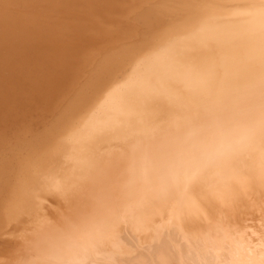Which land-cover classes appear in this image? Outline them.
Masks as SVG:
<instances>
[{
	"label": "bare ground",
	"instance_id": "obj_1",
	"mask_svg": "<svg viewBox=\"0 0 264 264\" xmlns=\"http://www.w3.org/2000/svg\"><path fill=\"white\" fill-rule=\"evenodd\" d=\"M250 1L218 10L219 1L207 0L210 8L181 16L166 13L161 0H0V264H48L44 255L56 254L47 246L50 213L78 221L81 237L82 226L103 220V197L115 216L93 239L109 264H128L123 256L137 252L123 233L151 237L161 222L186 223L185 245L234 235V246L214 251L209 264H222L223 253L227 263L237 258L235 246L245 251L248 225L224 215L236 208L241 218L254 203L259 218L264 206V0ZM216 72L211 92H195ZM125 143L133 151L109 161ZM191 159L227 171L207 187L180 190L176 178L168 187ZM192 165L191 172L200 166ZM152 238L147 249L181 245L166 233ZM66 245L73 254L56 245L64 254L57 264H107ZM259 246L244 252L250 264H259Z\"/></svg>",
	"mask_w": 264,
	"mask_h": 264
},
{
	"label": "rangeland",
	"instance_id": "obj_2",
	"mask_svg": "<svg viewBox=\"0 0 264 264\" xmlns=\"http://www.w3.org/2000/svg\"><path fill=\"white\" fill-rule=\"evenodd\" d=\"M189 1V2H188ZM192 2L190 3V0H161L162 4L164 5L165 9H166V13H170V15H172L173 13H176L179 15H183L184 14V9H186V14L189 13V11H193L194 12H201L202 7H206V8H210L211 5L207 4V0H191ZM209 1V0H208ZM211 1V0H210ZM216 2L219 1V3L221 5H218L219 8L218 10L222 9L225 10L228 6L224 5L226 2H230V1H239V0H215ZM243 1V0H241ZM249 2L247 4H249V6H253V3L248 0ZM194 3V4H193ZM218 3V2H217ZM251 4V5H250ZM255 5V4H254ZM185 7V8H184ZM192 8V9H191ZM198 8V9H196ZM148 12H150L151 16H153L154 18L156 17V15L158 14L157 9L154 7L152 8H148ZM164 15H166L165 13H163ZM160 14V15H163ZM174 15V14H173ZM167 17L172 18L171 16L167 15ZM167 17H164V19L168 20ZM128 43L130 42V40L127 41ZM101 46H102V42H100ZM107 45V44H106ZM108 46V45H107ZM220 73L216 72L214 73L212 76L211 74H209V76H207L196 88L195 92L201 93L202 89H205V92H211L209 90V87L211 86H216L217 82H218V78H220ZM212 84V85H211ZM204 92V93H205ZM207 102H204L203 100H200L201 102H197L195 101L192 105L193 108L198 107L199 105L202 104V102L204 103H209L208 99H204ZM201 103V104H200ZM260 106L264 107V103L261 104ZM192 107V106H191ZM193 108H191V110H193ZM259 111V110H258ZM254 115H252L253 117ZM253 120L258 121V115L257 117L253 118ZM252 137H249L247 140L251 139ZM246 142V141H245ZM139 140L137 139V144L135 145V147L137 148L139 145ZM121 150V151H120ZM133 151V148L129 145V144H124L121 147L117 149H113L111 151H109V155H108V160L109 161H113L114 159V155H117V153L121 152H130ZM141 151V149L138 150L137 153H139ZM107 153V152H106ZM188 163H192L196 166H199L195 171L191 172V170L193 169V165L190 164L188 166L184 165V168L187 171H182L180 172V174H170V179H168L167 185L169 187V184H172L176 179H181V183H180V190H185V189H191L192 182L196 183L197 187H207V181L208 179H210L213 177V175H216V171L218 170H225V172L227 171L226 169V164L221 163L219 161H214V160H209L203 164L196 162L195 159L193 161V159L187 161ZM229 164V163H228ZM140 165V164H139ZM227 166H232L227 165ZM225 172L219 173V174H223ZM81 181V180H80ZM80 183V184H79ZM78 183V186L82 187L84 182L81 181ZM82 184V185H81ZM162 195L159 198H161ZM164 198H161L159 201L161 202V205L165 202L163 200ZM110 199L108 197H103L102 199V204H99V207H105L106 208V213L105 216L103 218V220L101 221H96L93 222L92 225L90 226H82L81 228L84 230L83 231V235L81 237H78L77 235L81 234L79 233V229L80 227L78 226V221H74V219L72 217H70L69 215L64 216V214L62 212H59L56 215H53V213H50V215L47 217L49 224L47 225V229L49 231V233L47 234V246L50 243L55 244V251L56 254H48V255H44V261L48 262V264H55L56 262L60 261V259L64 258V254L61 255L58 253V249L56 248V245H60V247L62 248V250H66V253L68 254H73V253H69L71 251V248H69L66 244H68L69 246L73 247L74 249L78 250V252H80V254H82V256H95L98 258L99 262H104L109 264L110 262L106 259V257L100 253L102 249H104L105 246H102L101 244H99L98 242H96V238L100 235L98 234L100 232V230H98L100 228V226L104 223V219H107L109 217L115 216L113 212H111L109 210V208H111V204H110ZM103 201H107V202H103ZM260 204H264V200L260 203ZM160 205V207H161ZM262 206V208H261ZM260 208V217L258 218L257 215H255V206L254 203H249L247 205V208L245 210V214L240 218L238 216V210L235 208L234 210H226L228 215H224V216H228L229 218H231L233 220V222L230 225H248L247 227L244 226L242 229V231L244 232V236L242 235V241L240 240L241 246L243 247L242 249H245L244 252H246V249L250 251V249H257L255 247H258L259 244H262L261 246H259L260 249H263L262 251H258L259 254L258 258L263 256L264 258V206L261 205ZM65 209H77V211L79 210V208H74L70 205H65L64 206ZM183 210H185L187 212L186 208H183ZM76 213H74L75 215ZM125 217L129 218L134 216V214L132 212H125ZM73 215V214H72ZM201 218H206L209 217L208 215L204 214V213H200ZM70 217V218H69ZM220 219V218H219ZM261 219V220H260ZM225 219L222 217V219H220V222L218 220V223L220 224L222 221H224ZM257 220V221H256ZM225 223H223L224 225ZM80 225H85L83 222ZM106 225H108V222L106 223ZM161 225H163L160 229H158L157 231L154 232L153 235L155 234H161L164 240V234L166 233V239L169 240L170 242H174L173 240L177 241V244H181L180 246H175L176 248H170L169 252H166L165 246L164 244H155L152 247H150L149 249H147V245L149 244V242H151L153 240V235L151 237L146 236V234L142 231L139 232H126L123 233L126 235L127 239L134 245L135 249H136V253L132 254V255H128V256H123L124 258L127 259V263L128 264H137L138 261L141 260H146L147 264H156V257L158 255L161 254H167V255H175V260H179V262H177L176 264H209V257H213V253L214 251H219L220 249L226 248L229 245L234 244L233 242L236 241V237L234 235L230 236L228 233H221L219 236L214 237L213 240V244L211 245H198L196 243H191L190 245H185V241L188 238V233H187V228H186V223H181V222H176V223H163L161 222ZM209 225H211V219L209 220ZM222 225V223L220 224ZM251 225V227H250ZM127 225H125L126 227ZM177 226V227H176ZM246 227V228H245ZM166 229H170L172 230L171 232L166 231ZM250 229V230H249ZM175 231V232H173ZM242 232V234H243ZM79 233V234H78ZM168 233V235H167ZM93 235L96 237L95 239H93ZM98 235V236H97ZM213 235V234H212ZM171 236V237H170ZM176 236H178L177 238H175ZM252 237V238H251ZM173 238V239H172ZM247 238V239H246ZM261 238V239H260ZM179 239V240H178ZM222 240V242L218 241ZM162 240V241H163ZM254 242H253V241ZM262 240V242H261ZM11 241V240H10ZM248 241V242H247ZM253 242V243H252ZM66 243V244H65ZM256 243V244H255ZM251 244V245H249ZM258 244V245H257ZM240 245V244H238ZM255 245V246H254ZM47 246H44L42 248H46ZM234 246V245H232ZM240 246V247H241ZM49 249H52L51 246H48ZM177 248L179 250V252L177 251ZM180 248V249H179ZM250 248V249H249ZM259 249V250H260ZM236 250V251H235ZM256 251V250H255ZM242 253L240 255V248L237 246L234 247V254L237 253V258H236V254L233 256L232 258V262L230 261L229 263L233 264L235 262V264H250L251 262H247L250 261V257L248 258V253ZM182 254V256L178 255ZM261 254V255H260ZM244 255H248V256H244L243 258H241V256ZM159 259H157L158 261L161 260V257L158 256ZM219 257L221 259H224L225 261H221L222 264L224 262V264H229L227 263V259L228 261L230 260V258L228 257L227 253H223V254H219ZM237 260H235L234 259ZM240 259H239V258ZM164 259V257H162ZM259 259V264H264V259ZM247 259V260H246ZM65 261L61 264H77V263H73L71 261H68L66 259H64ZM165 260V259H164ZM162 261L165 262L166 261ZM242 260V262H241ZM243 260H246L243 263ZM159 261V263L161 262ZM235 261V262H234ZM262 261V262H261ZM213 262H211L212 264ZM57 264V263H56ZM81 264H83V262H81ZM163 264V263H162ZM167 264V262H166ZM213 264H217L213 263Z\"/></svg>",
	"mask_w": 264,
	"mask_h": 264
}]
</instances>
